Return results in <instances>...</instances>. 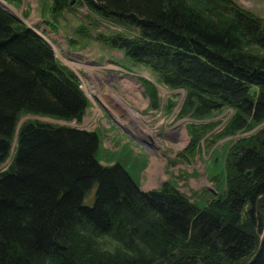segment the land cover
<instances>
[{
	"label": "trees",
	"instance_id": "16d2710c",
	"mask_svg": "<svg viewBox=\"0 0 264 264\" xmlns=\"http://www.w3.org/2000/svg\"><path fill=\"white\" fill-rule=\"evenodd\" d=\"M71 1L135 31L95 41L183 90L185 114L227 108L230 135L264 124V20L230 0H50L48 14ZM87 107L75 74L0 8V168L12 152L0 171V264H247L264 230V125L228 150L223 190L198 208L169 183L141 191L118 164L100 165L93 132L16 129L23 115L78 124ZM97 237L123 250L100 252ZM255 258L264 264V241Z\"/></svg>",
	"mask_w": 264,
	"mask_h": 264
},
{
	"label": "rangeland",
	"instance_id": "374dc122",
	"mask_svg": "<svg viewBox=\"0 0 264 264\" xmlns=\"http://www.w3.org/2000/svg\"><path fill=\"white\" fill-rule=\"evenodd\" d=\"M230 1L264 20V0ZM49 6L50 0H0L2 10L33 30L51 47L59 63L75 74L88 107L78 124L23 115L16 129L25 122H39L93 132L98 139L94 156L97 162L102 166L118 164L141 191L169 183L198 208L217 197L223 190V160L228 150L264 124L230 135L226 126L232 112L227 108L202 118L185 114L181 111L183 90L162 86L148 68L130 65L119 51L95 41L97 34L130 36L135 31L113 25L73 4L61 14L50 16ZM133 95L139 96L138 104ZM192 142L194 147L189 153L186 149ZM11 156L12 152L0 171ZM152 164L157 165V175L147 183V170ZM91 191L84 197V205L91 204ZM94 241L100 252L123 250L108 237Z\"/></svg>",
	"mask_w": 264,
	"mask_h": 264
},
{
	"label": "bare ground",
	"instance_id": "6f19581e",
	"mask_svg": "<svg viewBox=\"0 0 264 264\" xmlns=\"http://www.w3.org/2000/svg\"><path fill=\"white\" fill-rule=\"evenodd\" d=\"M44 41V40H43ZM50 47V46H49ZM51 48V47H50ZM134 97H132V98H136V102L135 103H137L138 101H139V96L137 97H135V95H133ZM137 98H138V100H137ZM138 104V103H137ZM136 105V104H135ZM148 172V176H149V180H148V182L147 183H150L152 180V177H153V175H155L156 173H157V165H154V164H152V165H150L149 166V168H148V170H147ZM157 175V174H156ZM150 181V182H149ZM153 182V181H152ZM154 184V183H153ZM152 185V184H151ZM150 186V185H149ZM264 231V230H263ZM258 256V255H257ZM256 259V258H255Z\"/></svg>",
	"mask_w": 264,
	"mask_h": 264
},
{
	"label": "water",
	"instance_id": "95a60500",
	"mask_svg": "<svg viewBox=\"0 0 264 264\" xmlns=\"http://www.w3.org/2000/svg\"><path fill=\"white\" fill-rule=\"evenodd\" d=\"M73 4V1L70 2V5ZM263 241H264V231H263V234L261 236V242H260V245H259V248L257 250V252H255L254 256L247 262V264H250L252 262V260L257 257V255L259 254V252L261 251V248H262V245H263Z\"/></svg>",
	"mask_w": 264,
	"mask_h": 264
},
{
	"label": "crops",
	"instance_id": "0c3cea01",
	"mask_svg": "<svg viewBox=\"0 0 264 264\" xmlns=\"http://www.w3.org/2000/svg\"><path fill=\"white\" fill-rule=\"evenodd\" d=\"M148 174V173H147Z\"/></svg>",
	"mask_w": 264,
	"mask_h": 264
}]
</instances>
